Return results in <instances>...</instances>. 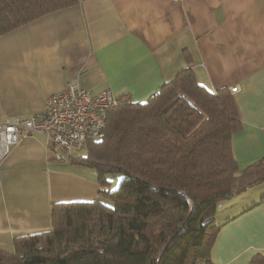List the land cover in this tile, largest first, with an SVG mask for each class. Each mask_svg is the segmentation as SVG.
<instances>
[{
  "label": "crops",
  "instance_id": "crops-1",
  "mask_svg": "<svg viewBox=\"0 0 264 264\" xmlns=\"http://www.w3.org/2000/svg\"><path fill=\"white\" fill-rule=\"evenodd\" d=\"M186 68L210 91L238 88L230 93L243 129L233 153L240 170L262 160L264 0H79L2 34L0 122L42 114L68 81L143 102ZM56 150L36 134L0 164V250L51 230L54 204L97 198L96 171L60 162ZM261 185L221 229L213 264H249L264 252Z\"/></svg>",
  "mask_w": 264,
  "mask_h": 264
},
{
  "label": "trees",
  "instance_id": "trees-1",
  "mask_svg": "<svg viewBox=\"0 0 264 264\" xmlns=\"http://www.w3.org/2000/svg\"><path fill=\"white\" fill-rule=\"evenodd\" d=\"M78 1L0 0V35ZM104 129L59 159L96 171L97 198L54 204L51 230L15 238L0 264H213L218 204L264 183V158L240 170L234 156L243 122L230 91L186 68L146 101L119 95ZM109 174L122 176L112 191Z\"/></svg>",
  "mask_w": 264,
  "mask_h": 264
},
{
  "label": "built area",
  "instance_id": "built-area-1",
  "mask_svg": "<svg viewBox=\"0 0 264 264\" xmlns=\"http://www.w3.org/2000/svg\"><path fill=\"white\" fill-rule=\"evenodd\" d=\"M237 89L231 88L230 92L235 93ZM117 104L118 96L110 89L92 93L68 81L64 90L48 98L42 114L0 122V164L10 148L36 134L48 138L57 150L79 153L88 142L105 137L106 116Z\"/></svg>",
  "mask_w": 264,
  "mask_h": 264
},
{
  "label": "rangeland",
  "instance_id": "rangeland-1",
  "mask_svg": "<svg viewBox=\"0 0 264 264\" xmlns=\"http://www.w3.org/2000/svg\"><path fill=\"white\" fill-rule=\"evenodd\" d=\"M87 145H89V143L86 144L84 146V148L81 149V151L78 153L79 155L84 153L85 147H87ZM55 152L58 155H60V156L66 155L65 152H63L61 150H56ZM74 167H77V168H80V169L84 168V167H81V166H74ZM85 168H87V167H85ZM90 170H91V172L95 173V171L93 169L90 168ZM121 179H122V176L120 174H109V175H107L106 176V180L108 182H110L108 189L112 191V190H115L116 188H118L119 185H120ZM261 186L262 187L260 188V190L262 191V193H264V183ZM251 197H252L251 192L250 193H246V194L243 193V194H241V195H239L237 197H234L231 200L221 201L218 204V211H217V215H216V221H217V224L219 226H221V229H223L225 226H227L229 221L232 219V217H233V216H231L232 215V211H234V209L235 210L238 209V203L241 202V201H243L244 203H251ZM260 197H262V196L260 195Z\"/></svg>",
  "mask_w": 264,
  "mask_h": 264
}]
</instances>
